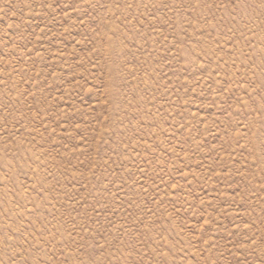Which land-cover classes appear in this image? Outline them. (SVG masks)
<instances>
[{
    "label": "rangeland",
    "instance_id": "374dc122",
    "mask_svg": "<svg viewBox=\"0 0 264 264\" xmlns=\"http://www.w3.org/2000/svg\"><path fill=\"white\" fill-rule=\"evenodd\" d=\"M0 264H264V0H0Z\"/></svg>",
    "mask_w": 264,
    "mask_h": 264
}]
</instances>
